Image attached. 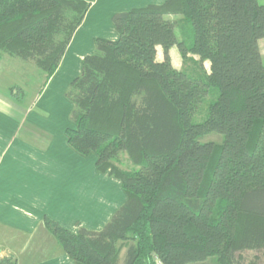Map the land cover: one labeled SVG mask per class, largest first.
Returning <instances> with one entry per match:
<instances>
[{
    "label": "trees",
    "instance_id": "trees-1",
    "mask_svg": "<svg viewBox=\"0 0 264 264\" xmlns=\"http://www.w3.org/2000/svg\"><path fill=\"white\" fill-rule=\"evenodd\" d=\"M89 7L0 0V55L34 62L45 86ZM112 23L117 40H94L64 94L75 126L65 136L78 154L96 156L126 201L100 232L74 234L47 218L42 227L74 264H117L114 245L129 235L122 264H242V254L264 251V4L167 0ZM173 47L196 68H174ZM210 134L220 142L204 141ZM122 153L132 170L118 167Z\"/></svg>",
    "mask_w": 264,
    "mask_h": 264
},
{
    "label": "crops",
    "instance_id": "crops-1",
    "mask_svg": "<svg viewBox=\"0 0 264 264\" xmlns=\"http://www.w3.org/2000/svg\"><path fill=\"white\" fill-rule=\"evenodd\" d=\"M84 1L90 7L33 110L0 97V256H15L17 264H74L43 220L74 234L100 232L126 201L120 182L96 170L94 154L82 156L67 144L61 94L79 76L83 58L94 53L95 39L117 40L115 14L167 0ZM32 135L46 136L45 143Z\"/></svg>",
    "mask_w": 264,
    "mask_h": 264
},
{
    "label": "rangeland",
    "instance_id": "rangeland-1",
    "mask_svg": "<svg viewBox=\"0 0 264 264\" xmlns=\"http://www.w3.org/2000/svg\"><path fill=\"white\" fill-rule=\"evenodd\" d=\"M259 4H264V0H258ZM176 18V20H181V16L173 17ZM172 19V17H170ZM180 37V34H178ZM259 46L261 50V56H262V62L264 64V39L259 41ZM172 51L174 52L173 57L171 58V62L174 68L177 70L185 69L190 70L193 68H196V65L191 60H196L194 56H190L189 59L186 62H182L181 57L179 55V52L177 51L176 47L172 48ZM157 59L162 60V53L159 50L157 54ZM204 68H207V64L205 63ZM45 81V72H43L37 65L30 61V62H24L18 58L10 57L7 54L1 52L0 55V97H4L5 99L9 100L11 103L16 104L20 106L22 109L25 110H33L34 106L36 105L37 100L39 97H41V93L44 90L43 84ZM10 91H12L13 95H10ZM41 91V93H39ZM65 98L64 94H61V100L64 105V112L62 114L64 115L65 124L62 125L65 126V130L68 128H75L73 123L69 119V115L72 109V104ZM215 96H208L204 103L201 105V107L198 110L197 117L194 119V123H199L202 121L205 113L207 105L210 101L214 100ZM40 103L43 106L44 110H47L46 112L49 113V111H52V109H49L47 104L44 102L43 98H40ZM35 112H38L37 109H34ZM43 111V110H42ZM45 112V111H43ZM57 113H60L58 111ZM60 126V127H62ZM33 141L37 144H44L45 143V137L46 136H34ZM31 137V138H32ZM221 137L216 134H210L207 136H204V141H215L220 142ZM118 167L124 170H132L133 165L130 163V160L128 158V155L125 153H122L118 157ZM108 175V173H106ZM131 235H129V238L117 242L114 247L117 253V264H122L124 259V254L126 252V249L129 245H131L134 241L131 239ZM6 257H13L15 256H0V258H6ZM254 257L259 258L258 264H264V251L259 253L254 252H246L241 255V261L242 264H249L254 260ZM157 264V261H156ZM200 264H214V261L212 259H209L203 263Z\"/></svg>",
    "mask_w": 264,
    "mask_h": 264
},
{
    "label": "built area",
    "instance_id": "built-area-1",
    "mask_svg": "<svg viewBox=\"0 0 264 264\" xmlns=\"http://www.w3.org/2000/svg\"><path fill=\"white\" fill-rule=\"evenodd\" d=\"M157 264H160V263L157 261Z\"/></svg>",
    "mask_w": 264,
    "mask_h": 264
}]
</instances>
